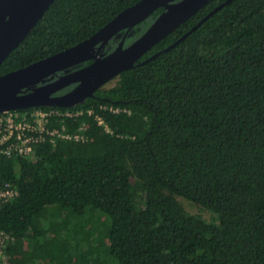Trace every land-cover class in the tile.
I'll use <instances>...</instances> for the list:
<instances>
[{
	"label": "trees",
	"instance_id": "trees-1",
	"mask_svg": "<svg viewBox=\"0 0 264 264\" xmlns=\"http://www.w3.org/2000/svg\"><path fill=\"white\" fill-rule=\"evenodd\" d=\"M141 1L55 0L0 76L91 39ZM228 1H209L114 86L72 108L39 107L93 109L111 132L95 115L67 120L69 133L84 124L86 142L0 157V179L19 191L0 207V264H264V0L230 1L165 51Z\"/></svg>",
	"mask_w": 264,
	"mask_h": 264
},
{
	"label": "water",
	"instance_id": "water-1",
	"mask_svg": "<svg viewBox=\"0 0 264 264\" xmlns=\"http://www.w3.org/2000/svg\"><path fill=\"white\" fill-rule=\"evenodd\" d=\"M211 0H142L126 9L91 39L24 69L0 76V113L46 106L72 108L116 79L138 62L161 40L177 30ZM220 5L197 26L165 51L175 47L196 31L208 18L227 3ZM55 0H0V66L36 26ZM159 9L163 12L147 31L125 47L127 35ZM126 34L118 47L105 53V47L119 33ZM119 38V36H118ZM156 54L141 64L155 59ZM93 61L75 72L48 82L58 72ZM77 84L68 93L59 91Z\"/></svg>",
	"mask_w": 264,
	"mask_h": 264
},
{
	"label": "built area",
	"instance_id": "built-area-1",
	"mask_svg": "<svg viewBox=\"0 0 264 264\" xmlns=\"http://www.w3.org/2000/svg\"><path fill=\"white\" fill-rule=\"evenodd\" d=\"M112 111L131 114L129 109L116 108ZM92 115H95L93 109L62 111L38 108L27 112L19 110L2 112L0 113V157L17 155L30 159L35 147L46 141L56 143L58 140H74L84 143L87 141L84 124L80 126L78 132L69 133L64 122ZM95 119L107 133L111 132L103 118L95 115ZM18 194L19 191L13 184L0 179V207L13 202ZM8 240L9 236L0 232V258L4 257V246Z\"/></svg>",
	"mask_w": 264,
	"mask_h": 264
},
{
	"label": "flooded vegetation",
	"instance_id": "flooded-vegetation-1",
	"mask_svg": "<svg viewBox=\"0 0 264 264\" xmlns=\"http://www.w3.org/2000/svg\"><path fill=\"white\" fill-rule=\"evenodd\" d=\"M123 32H125V31H123ZM131 32V31H130ZM122 33V32H121ZM121 33H119V34H121ZM119 34L118 35H116L110 42H109V44L105 47L106 49L104 50V52L106 53H111V52H113L117 47H118V44L122 41V39L124 38V36H123V38L120 40V41H118L119 40V38H118V36H119ZM125 34H126V32H125ZM130 34V33H129ZM129 34L127 35V38H126V42H125V47H127V46H129V45H131L134 41H130L129 43L127 42V40H128V38H129ZM137 40V39H136ZM135 40V41H136ZM113 43V44H112ZM111 48V50L110 51H107V48ZM93 61H89V62H86V63H83V64H81V65H79V66H75V67H73V68H69V69H67L66 71H64V72H58L57 74H55L53 77H52V79H49V81L48 82H53V81H56V80H58L61 76H63V75H67V74H69V73H72V72H75L76 70H78L79 68H83V67H85V66H88V65H90L91 63H92ZM77 86V84H74V85H71V86H69V87H67V88H65V89H63V90H61V91H59L58 93H56L55 94V96H61V95H64V94H66V93H68L69 91H71L72 89H74L75 87Z\"/></svg>",
	"mask_w": 264,
	"mask_h": 264
},
{
	"label": "rangeland",
	"instance_id": "rangeland-1",
	"mask_svg": "<svg viewBox=\"0 0 264 264\" xmlns=\"http://www.w3.org/2000/svg\"><path fill=\"white\" fill-rule=\"evenodd\" d=\"M134 31H131L129 36L133 35ZM121 36H119L120 38ZM116 80L117 79H114L113 81L109 82L107 85H105L104 87L105 88H110L112 86H114L116 84ZM183 205L185 206L186 210L191 213V214H196V215H200L202 216L205 220H207L208 222H211L212 219H213V214L206 211L205 209H203L200 205L198 204H195V203H192L190 201H187L183 198H180Z\"/></svg>",
	"mask_w": 264,
	"mask_h": 264
}]
</instances>
